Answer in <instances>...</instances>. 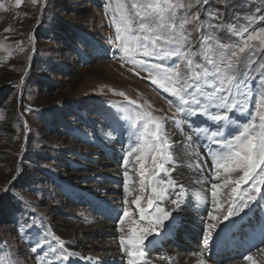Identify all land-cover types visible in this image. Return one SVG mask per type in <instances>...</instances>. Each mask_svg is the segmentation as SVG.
I'll return each mask as SVG.
<instances>
[{
	"label": "rangeland",
	"instance_id": "obj_1",
	"mask_svg": "<svg viewBox=\"0 0 264 264\" xmlns=\"http://www.w3.org/2000/svg\"><path fill=\"white\" fill-rule=\"evenodd\" d=\"M0 3L5 5L0 9V45H4L0 50V264H90L87 260L75 263L72 257L69 261L55 259L49 247L59 252L58 243L90 257L100 252L105 241L116 240L114 251L121 256L119 224L100 220L98 216L109 221L111 215L99 209L93 198L98 194L96 197L103 200L100 189L108 188L113 191L110 196L118 192L124 201V169L122 158L116 155L124 156L129 148L133 134L130 122L124 123L120 117L129 114L133 106L116 93L123 92L138 104H151L154 114L167 116L175 110L169 105L173 98L151 84L146 73L136 75L130 64L119 59L110 42L114 29L105 16L108 0H38L36 5L21 0L19 7L15 0ZM209 8L219 10L224 22L237 25L246 24L247 16H264V0H209L191 11L200 10L204 19L203 9ZM260 28H264V20L258 19L252 29ZM217 35L224 42L237 39L226 30ZM252 59L255 63L241 65L240 70L249 68L248 83L255 87L254 77L264 74L260 69L264 50L257 51ZM232 117L241 122L246 119L239 113ZM116 119L122 123L119 128ZM193 119L196 125L209 123L203 117ZM167 130L172 140L178 135L181 141L191 127L184 124L181 130L169 120ZM119 134L124 138L121 144ZM129 159L131 162L133 158ZM178 160L172 177L186 185L191 202H196V184L188 181V168ZM130 175L138 179L135 169ZM105 201L112 204L109 198ZM192 216L188 208L178 215L177 223L185 226L184 217L195 223L197 216ZM99 223L101 227L90 230ZM109 226L113 232L107 231ZM60 229L72 235L73 246L58 236L56 230ZM186 230L193 235V229ZM247 232L255 233L246 231L243 236ZM181 234L178 231L177 238L187 246ZM152 251L159 255V247ZM161 253L169 258L167 250ZM150 261L168 264V260L158 258Z\"/></svg>",
	"mask_w": 264,
	"mask_h": 264
},
{
	"label": "snow or ice",
	"instance_id": "obj_2",
	"mask_svg": "<svg viewBox=\"0 0 264 264\" xmlns=\"http://www.w3.org/2000/svg\"><path fill=\"white\" fill-rule=\"evenodd\" d=\"M37 2L31 0L33 5ZM208 3L209 0H108L105 5V16L115 33L110 42L119 59L130 64L136 75L146 73L151 84L173 98L169 105L175 109L171 116L156 115L151 104H138L123 92L116 93L133 106L129 114L120 117L130 122L133 133L122 167L123 203L135 205V209L125 207L117 217L119 251L126 264H151L147 249L153 241L148 237L162 235V229L170 230L179 219L174 213L180 212L183 203H191L189 189L172 177L178 157H186L187 149H202L193 152L199 159L186 166L195 175L192 183L202 186L194 194L195 199L210 204L212 209L205 208L204 212L205 250L218 226L244 213L264 188V74L254 77L256 85L252 87L248 83L249 68L240 70L241 65L250 67L255 63L252 57L264 50V28L252 29L264 16H247L246 24L237 25L224 22L219 10L203 9L204 19L200 10L191 11L196 5ZM20 4L21 0H15L16 7ZM4 8L0 3V9ZM220 30L237 39L224 42L217 35ZM2 49L4 45H0ZM260 69L264 70V65ZM233 113L243 114L246 119L234 120ZM196 117L209 123L198 126L193 119ZM169 120L181 130L184 124L191 127V132L184 133V140L176 142L184 150L182 153L174 150L167 130ZM129 158H133L131 162ZM133 169L138 179L130 175ZM165 202L171 207H165ZM37 246L42 247L39 242ZM58 247L59 252L49 247L55 259L69 261L74 255L63 244L58 243ZM259 251L264 253V249ZM243 259L251 264L253 254H245ZM199 264L205 262L201 260Z\"/></svg>",
	"mask_w": 264,
	"mask_h": 264
},
{
	"label": "bare ground",
	"instance_id": "obj_3",
	"mask_svg": "<svg viewBox=\"0 0 264 264\" xmlns=\"http://www.w3.org/2000/svg\"><path fill=\"white\" fill-rule=\"evenodd\" d=\"M201 125H202V122H200L198 124V126H201ZM174 137H175V139L173 140V142L175 144L174 150L177 153H182L184 151L182 149L177 151L178 146L176 145V142L178 141L179 137H178V135H176ZM181 141H183V140H181ZM194 151H195L194 149H192V150L187 149V156L185 157L182 154L178 157V159H180L186 165L189 163H192L194 160L199 159V156H193ZM195 152H197V151H195ZM193 167H194V165H193ZM207 167H208V165H207ZM114 170H115V168H114ZM110 171H111V169H110ZM187 171H188V174L190 177V180H188V181L192 182L195 179V175L189 169ZM113 173H114V171H113ZM113 177H115V176H113ZM204 177H206V176H204ZM107 178H111V176H109ZM116 179H119V178L116 177ZM116 188L120 189V186H118ZM201 188H202L201 185L196 184V192L200 191ZM107 189H103V188L100 189L103 200L98 199L96 197L98 194L96 196H93V198H95L97 201L101 202V205L103 206V209L106 211V214L111 215V220H109V221L106 220L105 218L98 216L99 219L102 221L108 222L107 224L114 225V224L118 223L117 217L122 213V211L124 209L122 207V201H123L122 198L123 197H121L118 192H116L113 196H110V194L113 193V191L108 190L109 191L108 192ZM115 190H117V189H115ZM106 198H109V200H111L112 204L113 203L115 204V207H112V206H114L112 204L111 205L108 204L105 201ZM114 200H115V202H114ZM257 202L260 203L259 209L257 207ZM166 206L170 207L168 205H166ZM125 207H127L126 204H125ZM133 207H135V205H133ZM188 208L193 212L194 216H197L195 223L201 224L202 227L200 225L193 223L192 221L186 220L187 217H184L185 226L180 227V223L178 222V223H176L175 226H173L168 231H164L162 229L161 230L162 235L156 236L155 234H153L152 236H149L148 240L153 241L152 244H148V249H147L150 260H155L158 257L163 256L166 258L165 260L171 261V264H199V262L201 260H203L205 262V264H221V263H219L217 258L213 257V259H211L210 257L214 255L215 251H217L221 248V246L217 242L221 241L224 238V233L233 237V240L239 241V240H241V238L238 236V233L242 227H244V229L241 230L243 232H246V231L251 230V229H255V230H259V231L264 232V194L261 192L257 194V200L254 202H251L250 207L248 209H246L244 213H241L239 216H235V217L231 218L230 220L225 221L224 223H222L218 226L217 232L214 234L213 239H211L209 241V248L207 250L204 249V244H203V241H204V238H205V235L207 232V229H206L207 221L204 217V212H205V208H207L208 211H211L212 209L209 208V204L204 205V204L199 203L198 201L191 202L188 205L186 203H183L181 206L180 212L178 214L174 213V215H180L181 212H185ZM187 214H188V212H187ZM135 215L136 214H134V216ZM194 216H192V217H194ZM96 222H98V221H96ZM98 226H100V223L97 225H92V228H90V230H94ZM103 227L106 228L105 226H103ZM186 227L193 229V235H190V233L186 230ZM108 229L109 230H107V231L113 232L112 227L109 226ZM178 231L180 233H182L181 235L184 236V239L186 238L185 243L187 244V246L182 245V242L180 241L181 237L177 238ZM56 233L58 234V236L60 238L67 241L69 245L73 246L72 245L73 243L71 241V236H72L71 234H68L66 231L61 230V229L56 230ZM194 236H195L196 240H192L191 237H194ZM115 241L114 240H112L111 242L105 241L104 246L102 248H99L100 252L95 256H90V257L87 256L86 257V255H83L81 253L76 254L73 250H71V252L74 253V255L72 256V260L75 263H82L84 260H87V261H89L90 264H109V262L107 261V259H109V260L113 261V264H126V258L122 257L123 255L120 256V253H117L116 251H114V248L117 246ZM187 241H190V242L187 243ZM145 243L147 244L148 241L146 240ZM155 245H157L161 248V249H159V251H157L159 254L158 256H155L154 255L155 253H153L151 251L152 247ZM243 247H244V245L241 248H243ZM245 248H247L249 250V252H250L249 254L253 253V262H251V264H262V262H264V253H261L259 251V249H264V245L259 247L258 249L257 248L251 249L249 246H245ZM163 249L167 250V252L169 253V258H167V256L165 254L161 253L163 251ZM202 252H203V256L200 255ZM216 254H219V253H216ZM75 255H76V257H75ZM257 257L258 258L260 257V258L258 259ZM89 258H90V260H89ZM246 263L250 264V262L245 261V260L238 262V261H235V259H234L233 262H230L228 264H246Z\"/></svg>",
	"mask_w": 264,
	"mask_h": 264
}]
</instances>
